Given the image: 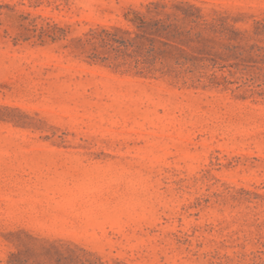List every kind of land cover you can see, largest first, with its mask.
Instances as JSON below:
<instances>
[{
  "label": "rangeland",
  "instance_id": "obj_1",
  "mask_svg": "<svg viewBox=\"0 0 264 264\" xmlns=\"http://www.w3.org/2000/svg\"><path fill=\"white\" fill-rule=\"evenodd\" d=\"M0 264H264V0H0Z\"/></svg>",
  "mask_w": 264,
  "mask_h": 264
},
{
  "label": "trees",
  "instance_id": "obj_2",
  "mask_svg": "<svg viewBox=\"0 0 264 264\" xmlns=\"http://www.w3.org/2000/svg\"><path fill=\"white\" fill-rule=\"evenodd\" d=\"M144 25H141L140 27H143Z\"/></svg>",
  "mask_w": 264,
  "mask_h": 264
}]
</instances>
